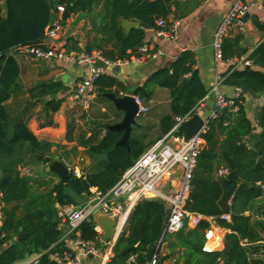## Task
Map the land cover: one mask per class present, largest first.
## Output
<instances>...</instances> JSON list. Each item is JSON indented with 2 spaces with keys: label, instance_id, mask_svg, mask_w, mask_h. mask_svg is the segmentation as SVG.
I'll return each instance as SVG.
<instances>
[{
  "label": "trees",
  "instance_id": "1",
  "mask_svg": "<svg viewBox=\"0 0 264 264\" xmlns=\"http://www.w3.org/2000/svg\"><path fill=\"white\" fill-rule=\"evenodd\" d=\"M190 1L103 0L97 3L100 10L91 22L85 52L98 51L111 63L139 58L146 31H158L157 22L168 20L174 12L187 15L185 8ZM59 3L65 8V21L74 14H88L85 0ZM53 9L52 0H0V264H18L32 256L38 259L31 264H61L60 256L67 249L62 243L65 232L58 219L59 208L82 205L92 189L108 193L154 145L132 134L131 151H128L117 147L122 134L108 131L103 138L84 144L91 159L102 164L94 173L79 177L72 172L67 184L58 182L51 188L36 187V176L23 173L24 168L36 165H43L46 174L52 173L46 172V168L53 158L37 154L46 144L39 141L28 123L30 113L39 104L45 105L44 113L48 116L58 113L64 103L58 97L63 88L55 82L33 86L27 91L29 102L24 111L11 113L8 103L19 96L22 88L20 64L12 53L43 45L53 21ZM124 21L139 23L140 27L127 31ZM256 24L264 31L259 22ZM248 52L242 35L225 39L224 61L245 58L252 63L243 69L234 70L230 66L224 74V86L244 90L243 102L248 97L264 99V42L247 57ZM151 82L170 94L171 111L160 120L159 139L171 132L177 118L194 116L209 94L192 52L183 53L171 69L159 71ZM95 89L101 98L110 93L120 96L124 91L119 81L108 76L100 77ZM135 94L142 102L152 98L147 88H138ZM71 132L73 129L69 131V141ZM204 140L185 209L218 219L219 226L229 231L224 238V249L216 250L221 247L220 240L212 238L208 243L207 220L193 229L164 237L168 218L165 202L144 200L132 211L109 264H149L163 243L169 245L171 253L161 256V264L168 260H175L174 264H252L250 255L258 251L261 241L256 228L264 229V222L253 224L252 216L244 213L254 210L257 198L264 196V108L257 112L255 123L244 105L238 113L225 112L209 123ZM109 148L114 151L104 159L103 154ZM223 169L228 174L220 176ZM228 214L231 222L219 219ZM79 233L84 241L98 238L91 223L82 224Z\"/></svg>",
  "mask_w": 264,
  "mask_h": 264
},
{
  "label": "crops",
  "instance_id": "2",
  "mask_svg": "<svg viewBox=\"0 0 264 264\" xmlns=\"http://www.w3.org/2000/svg\"><path fill=\"white\" fill-rule=\"evenodd\" d=\"M52 1L54 2L53 21L62 18L64 22V30L56 41L57 45L64 48L68 53L85 52L91 22L96 20L94 14L100 10L97 3H101L103 0H95L94 8L92 11H88V14H74L66 21L63 15L58 12V8L62 6L59 3L60 0ZM236 1L192 0L186 5L185 11L188 12L187 15L177 11L167 20L169 24L177 23L178 25L171 39L159 36L157 30L146 31L143 45L151 48V56H143L139 50L140 57H145L143 61H137L134 60L135 58H132L130 61L109 65L97 62L96 67L103 70L104 76L112 77L123 85L124 91L120 92V96L118 97L125 95L136 96L135 92L138 88H147L151 92V100L142 102L149 108V112L146 115L144 114L145 116L142 119L138 120L140 127H135L132 133L138 139L146 144L150 142H154L155 144L162 139H159V123L161 118L168 115L171 111L170 94L166 89L155 87L151 80L159 71L171 69L183 53L192 52L195 55L201 80L210 93L215 84V77L218 71L213 50L214 35ZM245 1L249 4V13L245 18V31L242 34L234 31L230 37L242 35L243 45L249 50L248 57L260 43L264 42V31L256 24V22H259L264 27V0ZM158 52L161 55H158ZM12 54L18 59L21 68L20 83L22 88L17 98H24L23 105L12 108L13 114H20L24 111L29 102L27 91L31 87L44 82H55L60 83L63 88L58 97L64 99V103L58 113L46 115L44 113L45 105H42L43 108L40 111H37L36 108L30 113L29 129L40 142L46 144V147L38 151L37 154L46 158L52 157L53 162L56 160L62 161L68 169L67 158L85 155V159L89 161L88 172L85 175L98 171L102 167V164L94 162L91 159L84 144L88 140L95 141L98 138H103L108 132L107 125H113L121 121L123 114L115 108L110 100L104 98V96L101 98L97 94H95L91 107L87 111L79 103L71 100L70 97L77 83L90 76L91 66L71 65L57 61L51 63L38 61L32 58L24 49H17ZM152 55H156V57H152ZM230 66L227 65L221 68V72L225 74ZM234 89L233 87L223 86V92L228 96L233 95ZM244 106L250 118V115L254 116L257 114V111L264 108V99L248 97L246 102H244ZM256 107L260 109L258 110ZM213 108L214 99L210 96L197 114L207 119ZM79 117L83 119L84 128L76 124V122H79ZM250 120L252 121L251 118ZM255 120L252 122L255 123ZM72 129L73 132H71V140L69 141V131ZM39 167L41 165L31 167L32 170L24 168L25 171L23 170V173H28L26 175L36 174ZM43 167L42 165L41 168ZM256 201L254 210L244 213L245 216H252L253 224L256 223L257 218L264 220V196L258 197ZM258 222L260 223V221ZM1 227L2 213L0 209V233ZM256 230L261 234L260 228H256ZM64 232L65 235L63 236L62 243L66 247V244L69 242L66 228ZM228 232V230L220 227L212 233L208 243L212 238L215 241L220 240L221 247L216 250H223L224 238ZM170 253L169 245L167 246V243L163 244L161 256L163 257ZM37 259L38 256H32L18 264H31ZM174 263L175 260H168L164 264ZM84 264H102V261L100 258L94 257L85 260Z\"/></svg>",
  "mask_w": 264,
  "mask_h": 264
},
{
  "label": "built area",
  "instance_id": "3",
  "mask_svg": "<svg viewBox=\"0 0 264 264\" xmlns=\"http://www.w3.org/2000/svg\"><path fill=\"white\" fill-rule=\"evenodd\" d=\"M58 12L63 15L65 8L60 6ZM248 13L249 4L245 0H237L215 32L213 50L218 69L215 84L195 114L199 113L210 96L214 99V108L209 117L204 119L205 123L202 129L186 142L183 136L177 135L178 129L193 116L177 118L171 132L152 145L124 173L121 180L108 193L102 194L96 189H92L91 196L82 205L59 208L58 219L61 225L66 228L69 236V242L65 247L67 250L60 256L61 264H84L85 260L94 257L100 258L102 264H109L114 257V247L122 235L132 211L144 200L164 201L167 209L170 210L164 231V237L166 238L183 230L193 229L203 220L210 223L209 238L215 230L220 228L218 219L190 213L185 207L197 161L205 144L204 135L208 131L209 123L218 120L225 112L238 113L241 106L244 105V90L235 88L232 96H228L223 92L225 76L221 72V68L231 65L235 70L252 66V63L246 61L245 58H235L229 62L223 59L225 39L234 31L240 34L244 33L245 18ZM157 25L159 27L158 35L169 39L173 37L178 27L177 23L169 24L167 20H159ZM63 30L64 22L62 18L52 21L46 32L43 45L25 50L32 58L42 62L57 61L71 65L91 66L90 76L77 83L70 97L73 102L79 103L87 111L90 109L96 94L95 84L100 77L104 76L103 70L96 67L97 62L107 65L116 63L107 61L98 51L91 54L66 52L64 48L59 47L56 43ZM139 50L143 56H151L149 46L142 45ZM157 54L161 55L159 52ZM156 55H152V57H156ZM144 58L140 57L134 60L143 61ZM136 100L139 105V115L148 113L149 108L138 97ZM226 174H228L226 169L219 171L220 176ZM1 197L0 194V199ZM229 206H232V201L229 202ZM98 212H102L116 220V235L109 243L102 241L103 230L96 222ZM219 219L227 222L232 221L230 214L223 215ZM84 223L94 225V231L98 235L97 240L84 241L80 238L79 228ZM101 244L102 247H100ZM163 244L159 246V252L154 255L149 264H161Z\"/></svg>",
  "mask_w": 264,
  "mask_h": 264
},
{
  "label": "water",
  "instance_id": "4",
  "mask_svg": "<svg viewBox=\"0 0 264 264\" xmlns=\"http://www.w3.org/2000/svg\"><path fill=\"white\" fill-rule=\"evenodd\" d=\"M87 3L88 11H92L94 8L95 0H85ZM123 27L130 31L132 28H138L139 24L136 22L124 21ZM104 98L110 100L115 108L123 114V118L116 124L107 125V130L113 133H121L122 137L117 143V147H122L131 151V138L135 127H140L139 119V105L137 104V96L125 95L118 97L115 93L105 94ZM204 118L199 114H195L189 121L183 123L178 133H182L184 141H189L197 132H199L204 126ZM114 151V148L107 149L103 157L108 159V156ZM47 172H52L59 177L62 184H67L71 175L68 167L59 160L54 161L50 166L46 168ZM170 210L167 209V216H169ZM96 222L103 230L102 241L109 243L115 238V226L116 220L110 216L105 215L102 212L96 214ZM65 227L63 228V231Z\"/></svg>",
  "mask_w": 264,
  "mask_h": 264
},
{
  "label": "rangeland",
  "instance_id": "5",
  "mask_svg": "<svg viewBox=\"0 0 264 264\" xmlns=\"http://www.w3.org/2000/svg\"><path fill=\"white\" fill-rule=\"evenodd\" d=\"M23 102H24V98L12 99L9 102V107H10L11 113H12V108H16V107H19L20 105H23ZM42 108H43L42 105L39 104L37 107V111H40ZM257 109L259 110L260 108H257ZM145 115L139 116L138 120L143 118ZM255 117H256V115H254V116L250 115V118L252 119V121L255 120ZM78 120H79V122L78 123L76 122V124H78L81 128H84L83 119L81 117H79ZM66 160L68 161L67 163L69 164L70 172H73V173L77 174L78 176H83V175H85V173L88 172L89 161H87V159H85V155L84 156H80V155L71 156L69 159L67 158ZM41 167H42V165H41ZM41 167H39V169H37L36 174H33L34 176H36V181L34 183L36 187L40 186V188H51L55 183L61 182V180L58 178L57 175H54L52 173L46 174L42 170L43 168H41ZM27 169L32 170L31 167L30 168L27 167ZM24 173L28 174L26 172H24ZM258 221H260L261 223L264 222V220L263 219L261 220V218L260 219L257 218L256 223H259ZM259 228L261 230V241H260L261 243L259 244L258 251L255 254L250 255V261L252 264H256V263L264 264V229H262V227H259ZM102 246L103 245L101 244L100 247H102ZM167 246H168V244H167Z\"/></svg>",
  "mask_w": 264,
  "mask_h": 264
}]
</instances>
